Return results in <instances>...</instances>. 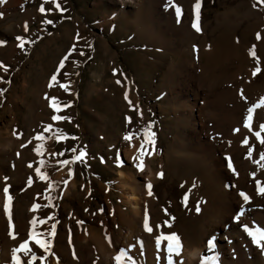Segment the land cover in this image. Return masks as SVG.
Masks as SVG:
<instances>
[{"label":"rangeland","instance_id":"1","mask_svg":"<svg viewBox=\"0 0 264 264\" xmlns=\"http://www.w3.org/2000/svg\"><path fill=\"white\" fill-rule=\"evenodd\" d=\"M57 2L63 11L52 0L0 4V64L7 68H0V264H11L13 249L25 240L32 253H17L22 264L32 254L33 264H69L71 258L90 264L86 250L101 264L92 245L63 243L64 227H99L100 220L87 219L96 214L132 216L127 193L142 194L145 206L124 249L136 264H169V257L172 264H201L213 254L209 239L219 264H264V251L243 230L245 224L264 227V193L257 194L256 184L264 187V144L254 135L261 131L264 138V106L254 110L251 128L244 127L247 108L264 98V0H200L199 32L192 27L196 0ZM172 4L181 8L179 23ZM61 60L59 83L49 87ZM52 97L70 107L55 112ZM53 115L68 119L53 121ZM150 123L154 144H145L141 156L140 133ZM57 130L67 138L58 141ZM40 133L44 139H34ZM128 133L130 140L123 139ZM80 150L86 153L80 160L60 163ZM37 167L47 179L36 175ZM5 186L12 229L3 210ZM33 204L40 207L33 211ZM53 224L57 234L48 239ZM129 225L118 223L124 232ZM33 230L51 242L48 252L31 238ZM171 233L180 239L179 252L169 253L166 240L157 244L158 236ZM121 250L116 244V255Z\"/></svg>","mask_w":264,"mask_h":264},{"label":"snow or ice","instance_id":"2","mask_svg":"<svg viewBox=\"0 0 264 264\" xmlns=\"http://www.w3.org/2000/svg\"><path fill=\"white\" fill-rule=\"evenodd\" d=\"M52 2L55 4V7L58 10L63 11V9H61L60 4L57 2V0H52ZM170 2H171V0H170ZM3 3H4V0H0V4H3ZM171 6L174 7V9H175V14H176V17H177V22L179 23V18L181 16V8L178 5H175V4H172ZM200 6H201L200 0H196V3L194 5V8L196 9V21L193 22L192 27L197 32L200 31V28H199L198 23H197V21L199 19V9H200ZM39 10L41 12L45 11L43 5L40 7ZM47 22L48 23H52V21H50V20L47 21ZM25 30H27L26 25H25ZM256 38L258 40L261 38V36H260L259 33H257ZM17 39H19V40L22 41L19 46L21 48H23L25 42L22 40L21 37H17ZM3 43H4L3 41H0V44H3ZM254 47L255 46H253V49L250 52V54L253 55V56H255ZM257 63H259V60L258 59H257ZM63 66H64V61L61 60L60 61V64H59V67L56 69V72H54L50 76L49 87H52L53 82L59 83L57 81V74L59 73L60 68H63ZM0 68H4V70L7 71V68L4 65H2V64H0ZM260 71H261V69L259 67H257L252 72V75L255 76ZM113 72L115 74L116 70L114 69ZM116 83L119 84L120 81L117 80ZM59 87H61L62 89L67 90L69 86L66 85V84L60 83L59 84ZM0 92H2V90H0ZM241 95H242V98H243L242 91H241ZM45 99H49V97L47 96V94H45ZM125 99L128 100V103H129L130 107H134L132 105L131 101L128 98V91L127 90L125 91ZM49 106L51 108H53L55 112H61L63 108L70 107V104L69 103L61 102L57 98L52 97L50 99ZM261 106H264V98H261L258 103H255L251 107H248L247 108V116L244 119V127L245 128H249V129L251 128V121H252V117H253V112H254L255 109L260 108ZM62 119H68V118H66L64 116H61V115H53L51 117V120H53V121H59V120H62ZM126 120L129 123H131V118L130 117H126ZM259 127H260L261 130H264V124H261ZM51 128H52V125L49 124V125L45 126L44 131L47 132ZM150 129H151V123L145 129L141 130V133L140 134L144 137V141L141 143L140 150H139L141 156H143L147 152V149L145 148V144H154V136H155V134L153 132H151ZM132 135H133V133H128V134H126L123 137V139L130 140V138H131ZM254 135L258 139H260V142L262 144H264V138H261V131H256L254 133ZM66 138L67 137L63 136V134H62V132L60 130H57V140L58 141L60 139H66ZM34 139H36V140H42V139H44V136H43L42 133H40V134H37L34 137ZM73 139H75V138L73 137ZM243 142L245 144L248 143L247 139H245ZM29 143H31V141H29ZM34 150L37 152L38 155H40L42 153V151H43V146L42 145H37V147ZM73 151L75 152L76 150L73 149ZM54 155H62V153H60V154H55L54 153ZM85 155H86V153L83 150H80L79 151V155L74 156L71 161H69V160H63L60 163L65 164V165L66 164H69V163H74L76 160H80ZM249 155H251V150H249ZM260 158L261 159H264V153H260ZM225 159L227 161V164H226L227 168L235 173V169L233 167L231 158L226 157ZM39 163L41 165H44L45 164V161L41 160ZM29 167H32V165L29 164ZM137 168L139 170H142L144 168L143 159H140L139 160V163L137 164ZM35 173H36V175L40 179H47L46 175L41 171V168L40 167H37L35 169ZM71 174H72L71 171H69V175H71ZM157 175L158 176H162V173H158ZM253 175H255V174H253ZM4 179L7 180V177H5ZM29 183H31V178H29ZM256 184H257V194L264 193V187L261 186V182L259 180H257L256 181ZM146 186L149 189V195H151L152 193H151L150 190H151L152 185L149 183ZM3 192L5 193V203H4V206H3V210H4L5 214L8 217V220H9V228L12 229L14 227L13 224H12L11 211H10V204H11V201H12V197L9 195V187L8 186H5L3 188ZM239 196L242 197V199H243L244 202H248L250 200V197L247 194H245L243 191H241L239 193ZM46 198L47 199H51L50 196L49 197H46ZM186 199H187V197H185V200ZM38 207H40V205L33 204L32 210L35 211ZM99 211H103V209H99ZM197 211H199V208H197ZM243 215H244V209L241 208L239 214L235 217V219L237 221H239L240 218H241V216H243ZM39 222L40 223H45L44 220H41ZM32 223L35 224L36 223V220H33ZM77 223H82V221H77ZM143 226H144L145 231H147L149 233L152 231V228L149 226V222H148L147 216L145 217L144 225ZM55 227H56L55 224L51 225V232L49 233V235H53L54 234ZM243 230L251 238V241L254 244H256L258 247H260L261 251H264V243H262V242H264V227L256 226V227L253 228V227H249L247 224H245ZM10 235H12L11 232H10ZM30 236H31L32 239L35 240V243L37 245H39V248L40 249H43L45 252H48L50 250V248H51V242L49 240H46V239L42 238V234L41 233H37V232H35L33 230L30 233ZM161 240L168 241V252L169 253L179 252V250L182 247L181 242H180V239H179V237H178V235L176 233H171L169 235H161V236H158L157 237V244H159V242ZM207 244H208V248L212 250L213 254L210 255V256H203L201 258V264H219V253L215 250V241H214V239H209L208 242H207ZM21 251H23L25 253V255H29L30 253H32V249L29 247L27 240H25L24 243H22L19 246V248L13 249V252H12V261H13V264H22L21 258L17 255V253H19ZM123 257H127V259L129 261H131V264H136V262L134 260H132V258L130 256H128L127 255V252L125 250H123V249L120 251V254H118L115 257V259L117 261V264H123V260H122ZM43 258H44L43 256L40 257V259H43ZM35 259H37V257L35 256V254H32V260H29L28 261V264H33V261ZM169 264H172L171 257H169Z\"/></svg>","mask_w":264,"mask_h":264},{"label":"bare ground","instance_id":"3","mask_svg":"<svg viewBox=\"0 0 264 264\" xmlns=\"http://www.w3.org/2000/svg\"><path fill=\"white\" fill-rule=\"evenodd\" d=\"M121 176L123 175V172L121 173ZM123 189L127 188L126 184L123 183L122 185ZM126 199L131 204L132 209V216L125 217V214H121V212H117L115 216H109L108 218H105L103 216H88V220H95L98 222L100 220L101 226L99 227H93L90 224L82 226L79 231L73 230L70 227L65 226L64 227V235H63V243H74V242H81L83 245H92L91 251H93L94 255H99L102 258H100L101 264H117V261L115 257L117 256L115 251V245L117 244L122 248L125 249V244L130 242L134 235V227L136 223V219L140 218L141 220L144 219L145 216V206H144V200L142 194H134V193H127ZM70 214V213H68ZM101 214V213H100ZM67 215V213H66ZM72 215V214H71ZM70 217H67L65 219V222H70ZM129 221L130 225L126 232L122 230L121 227L118 226L119 221ZM94 221V222H95ZM67 225V224H66ZM80 227V226H79ZM137 230V229H136ZM135 230V231H136ZM56 227L55 232L53 235L46 234L45 237L51 238L54 235H56ZM135 236V235H134ZM44 237V239H45ZM47 240V239H46ZM60 245H57L54 249H59ZM127 248V247H126ZM90 249V248H89ZM86 262H91L90 264H96L97 258L92 259L90 254H93L92 252L86 250ZM137 259V258H136ZM123 264H131L126 261V258L123 257ZM74 258L70 259L69 264H78L77 262L73 263ZM13 261L11 262V264ZM10 264V263H9ZM54 264H58L57 262H54Z\"/></svg>","mask_w":264,"mask_h":264}]
</instances>
